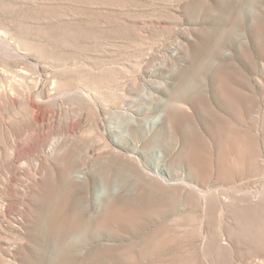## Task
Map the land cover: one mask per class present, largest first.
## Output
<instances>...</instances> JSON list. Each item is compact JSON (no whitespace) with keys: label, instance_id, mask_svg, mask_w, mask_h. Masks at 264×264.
Masks as SVG:
<instances>
[{"label":"rangeland","instance_id":"374dc122","mask_svg":"<svg viewBox=\"0 0 264 264\" xmlns=\"http://www.w3.org/2000/svg\"><path fill=\"white\" fill-rule=\"evenodd\" d=\"M1 37L0 264H264V0H0Z\"/></svg>","mask_w":264,"mask_h":264},{"label":"bare ground","instance_id":"6f19581e","mask_svg":"<svg viewBox=\"0 0 264 264\" xmlns=\"http://www.w3.org/2000/svg\"><path fill=\"white\" fill-rule=\"evenodd\" d=\"M5 41H6V39H4V37H1V38H0V42H1V44H2V43H5ZM7 41H8V40H7ZM7 41H6V42H7ZM0 46H1V45H0ZM6 46H7V44H6ZM6 46H3V47H6ZM8 46H9V45H8ZM8 46H7V47H8ZM9 47H10V46H9ZM4 49H5V48H4ZM8 49H9V48H8ZM10 49H12V48L10 47ZM6 50H7V49H6ZM13 50H14V49H13ZM15 50H16V49H15ZM16 52H19V51H16ZM21 53H22V52H21ZM2 90H3V89H2ZM10 91H11V90H10ZM8 92H9V91H8ZM80 92H81V91H80ZM45 93H46V94H50L51 92L49 93V91H46ZM9 94L12 95L11 92H10ZM46 94H45V95H46ZM90 96H92V95H90ZM7 97H8V96H7ZM47 97H48V96H47ZM39 143H40V142H39ZM51 150H52V152H53V150H55V147H53ZM48 167H49V166H48ZM261 171H262V170H261ZM117 172H118V171H117ZM102 187H103V186H102ZM53 192H54V191H53ZM132 198H134V197H132ZM218 199H219V198H218ZM111 201H112V200H111ZM129 206H130V205H129ZM144 207H145V206H144ZM139 210H140V209H139ZM135 213H136V211H135ZM117 214H118V213H117ZM81 217H82V216H81ZM78 218H79V217H78ZM134 218H135V217H134ZM95 220H96V219H95ZM95 220H94V221H95ZM201 220H202V219H201ZM76 225H77V224H76ZM200 225H202V224H200ZM219 225H220V224H219ZM197 226H198V225H197ZM203 229H204V228H203ZM225 229H226V228H225ZM203 235H204V234H203ZM210 241H211V240H210ZM235 241H236V240H235ZM201 244H202V243H201ZM36 245H37V244H36ZM193 247H194V246H193ZM49 249H50V248H49ZM200 250H201V249H200ZM45 263H46V262H45Z\"/></svg>","mask_w":264,"mask_h":264}]
</instances>
